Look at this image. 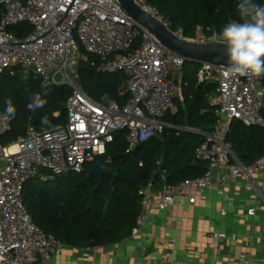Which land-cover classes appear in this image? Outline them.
Listing matches in <instances>:
<instances>
[{
    "label": "built area",
    "instance_id": "built-area-1",
    "mask_svg": "<svg viewBox=\"0 0 264 264\" xmlns=\"http://www.w3.org/2000/svg\"><path fill=\"white\" fill-rule=\"evenodd\" d=\"M133 1L181 39L219 43L223 28L206 33L197 26L192 36H185L182 29L173 30L147 0ZM20 23L28 24L30 31L16 36L10 27ZM86 53L98 58L96 64L90 62L98 71L124 74L129 97L123 105L107 97L96 101L82 89L76 65L87 60ZM184 62L134 21L118 0H0V73L20 67L33 73L43 87L65 85L71 89L63 123L41 129L30 124L24 134L7 143L0 141V264H48L63 245L28 213L23 190L29 178L81 172L105 153L119 130L126 129L127 151L160 133L161 119L179 92L170 70H179ZM224 67L202 63L196 71L198 80L215 84L216 93L214 127L193 150L195 160L206 171L174 184L155 187L149 181L141 186L140 211L131 235L141 231L153 204L166 209L184 200L194 203L195 197L187 191L211 187L210 171L219 166L225 169L217 180L219 185L228 177L241 175L248 188L257 189L255 178L264 171V153L252 163L242 164L227 134L235 120L264 128L260 113L264 75L224 77ZM14 117L0 111V136L11 130ZM212 236L216 241L225 235ZM97 247L88 245L86 249L95 252Z\"/></svg>",
    "mask_w": 264,
    "mask_h": 264
},
{
    "label": "trees",
    "instance_id": "trees-1",
    "mask_svg": "<svg viewBox=\"0 0 264 264\" xmlns=\"http://www.w3.org/2000/svg\"><path fill=\"white\" fill-rule=\"evenodd\" d=\"M162 14L173 30L182 29L185 36H192L197 26L206 33L220 31L228 22L239 21L236 10L238 0H147ZM264 4V0H256ZM208 28V30H206ZM16 36L30 31V26L20 23L10 27ZM137 42L134 43L135 46ZM89 62H96L94 54L86 53ZM198 63L185 61L183 68L182 94L185 108L175 113L167 112L163 119L175 124L201 127L210 132L216 120V106L207 97L215 84L200 81L196 76ZM82 89L94 100L107 97L123 105L129 95L122 89L125 76L122 72H101L97 69L79 70ZM264 84V80H263ZM41 94L46 101L36 111L28 109L32 96ZM46 93V95H45ZM71 89L65 85L43 87L31 72L20 67L0 73V111H6L5 100L11 99L16 108L11 130L0 136L2 143L24 134L28 125L37 129L52 127L66 120L65 104ZM261 115L264 117V94ZM58 113V115H55ZM47 117V123L43 118ZM168 139L167 147L151 137L138 146L128 149L126 129L115 133L113 141L103 155L95 161L110 160L118 167V175L88 176V164L77 172H66L54 177L33 176L23 190L25 207L33 222L46 233L54 235L64 245H106L118 242L131 233L140 211L139 188L149 181L159 184H174L186 178L202 175L206 168L195 166L193 150L198 144L196 135L162 130ZM227 140L232 151L242 164H250L264 153V128L232 122ZM164 154L166 181L153 173L160 156ZM182 163L191 165L185 169Z\"/></svg>",
    "mask_w": 264,
    "mask_h": 264
},
{
    "label": "crops",
    "instance_id": "crops-1",
    "mask_svg": "<svg viewBox=\"0 0 264 264\" xmlns=\"http://www.w3.org/2000/svg\"><path fill=\"white\" fill-rule=\"evenodd\" d=\"M170 73L179 84L174 105L168 111L175 113L185 108L183 68L171 69ZM122 89L126 92L125 82ZM207 97L213 103L215 89ZM161 123L162 130L174 135H196L198 141L208 132L201 127L172 123L171 119L162 118ZM224 171L222 166L210 171L211 187L187 191L195 197L192 204L184 200L166 209L153 204L138 234L99 245L95 252L85 246L63 244L53 252L48 264H264V171L256 175L257 189L248 188L241 175L228 177L219 185L217 180ZM218 232L225 236L215 241L212 235Z\"/></svg>",
    "mask_w": 264,
    "mask_h": 264
},
{
    "label": "clouds",
    "instance_id": "clouds-1",
    "mask_svg": "<svg viewBox=\"0 0 264 264\" xmlns=\"http://www.w3.org/2000/svg\"><path fill=\"white\" fill-rule=\"evenodd\" d=\"M236 10L239 21L228 22L221 30L218 41L226 45L228 57L222 75L260 77L264 75V4L256 0H238ZM31 99L27 107L33 112L46 103L40 93L34 94ZM5 104L7 113L14 115L16 108L12 100H5ZM42 122L47 123V117Z\"/></svg>",
    "mask_w": 264,
    "mask_h": 264
},
{
    "label": "water",
    "instance_id": "water-1",
    "mask_svg": "<svg viewBox=\"0 0 264 264\" xmlns=\"http://www.w3.org/2000/svg\"><path fill=\"white\" fill-rule=\"evenodd\" d=\"M122 8L127 14L137 23L152 32L156 38L169 49L181 55L185 61L195 62L199 65L202 63H212L216 65L227 66L228 57L226 55V45L222 43H195L186 41L174 35L172 31L162 22L157 20L153 15L147 13L133 0H118ZM78 70L95 69L87 60H79L77 65ZM154 137L162 141L163 148L167 147L168 141L163 140L158 132L154 133ZM202 138L198 141L200 143ZM165 159L164 154L160 156L158 165L153 173L154 176H159L165 182L164 175ZM190 163H182L181 168L189 167ZM199 168H205L204 164H195ZM88 176H102L106 174L118 175V167L112 161L98 160L86 170Z\"/></svg>",
    "mask_w": 264,
    "mask_h": 264
},
{
    "label": "rangeland",
    "instance_id": "rangeland-1",
    "mask_svg": "<svg viewBox=\"0 0 264 264\" xmlns=\"http://www.w3.org/2000/svg\"><path fill=\"white\" fill-rule=\"evenodd\" d=\"M97 58V57H96ZM77 65H78V62H77ZM77 65H76V68H77ZM77 70H78V68H77ZM102 99V98H101Z\"/></svg>",
    "mask_w": 264,
    "mask_h": 264
}]
</instances>
